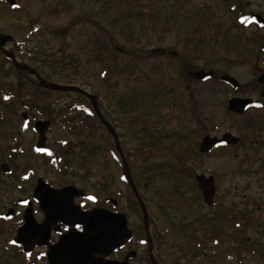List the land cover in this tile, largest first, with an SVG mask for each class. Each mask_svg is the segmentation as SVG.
Returning a JSON list of instances; mask_svg holds the SVG:
<instances>
[{"label":"rangeland","instance_id":"obj_1","mask_svg":"<svg viewBox=\"0 0 264 264\" xmlns=\"http://www.w3.org/2000/svg\"><path fill=\"white\" fill-rule=\"evenodd\" d=\"M230 1L16 0V7L0 1V35L11 36L4 48L44 79L95 95L119 147L102 122L90 134L66 131L62 110L85 107L84 99L39 86L0 51V163L11 169L0 173V215L17 196H29L38 177H59L43 153L66 141L75 170L68 179L98 198L125 188L126 163L162 264H264V231L252 228L255 206L246 202L264 191V157L255 160L253 134H235L239 144L197 154L206 134L252 130L227 113L230 92L187 73L219 72L224 51L243 49L233 42L246 32L231 27ZM105 72L114 74L105 79ZM36 120L50 121L44 149L35 148ZM140 127L144 134H135ZM201 173L214 177L213 206L202 201L194 178ZM128 211L132 223L141 220L138 206ZM15 218L0 216V264H28L11 242Z\"/></svg>","mask_w":264,"mask_h":264},{"label":"flooded vegetation","instance_id":"obj_2","mask_svg":"<svg viewBox=\"0 0 264 264\" xmlns=\"http://www.w3.org/2000/svg\"><path fill=\"white\" fill-rule=\"evenodd\" d=\"M0 1L5 2V0ZM228 10H230V13L233 14L230 21V24L232 25L231 27H234V29L237 28L240 33H242L241 31L246 32L245 35L238 34V36L233 38V42L236 44H242L241 47L243 49H236L235 47V49L233 48L234 50L224 51L221 56L222 67L221 71L219 72L209 69L207 71L187 70V73L194 79L199 81H210L214 85L223 87L225 91H228V93L230 92L226 100L227 113L231 114L238 121H244V127L251 128L252 130H242L237 132L224 131L218 136L213 135L219 138L224 134H231L236 137L237 140L234 143H225L223 145L214 147L208 152L199 151L198 146L197 154H207L214 149L228 146L230 147L239 144L241 138L235 134H253L255 160H259L260 156L264 157V0H231L228 4ZM5 44L2 45V48H4ZM197 71L204 73L210 72L211 74L206 79H200L194 76V73ZM230 78L233 80L231 81ZM234 98L251 99L253 104L244 108L242 111H234L229 109V101ZM262 163L264 166V159ZM3 164L8 166L7 171H3L1 169ZM51 166L53 167L54 165L51 164ZM63 167L64 166H57L58 172L56 175L59 177L55 178V181L51 180L48 176H42L38 178H42L43 180L47 181L54 189L73 185L77 189L83 190L84 195L73 196L72 203L68 200V198H66V203L64 206L65 209L58 210V212L57 209H61L59 205L49 204L45 206V210L49 216H53L51 220H54L53 218H55V216L57 217L55 221H51L50 223L51 225L49 228L47 244L38 245V239L34 238L31 240V248L28 251H25L22 244L14 242L17 230L23 224L24 212L28 207L31 209L37 224L41 223L45 219V211L41 208L40 203L34 196V190L38 178L36 179L29 196L22 198L17 196L16 200L12 202V206L8 207L7 210L2 215H0L1 217H4V219L16 217L13 225L15 232L14 236L11 238V242L16 253H22L28 260V264H51L48 253L50 254V257L53 258L51 259L53 262L52 264H77V259H71L70 261H67L69 259H64L59 256L57 252L52 251L53 245L62 235L83 231V227L81 225H72L69 222H65L60 216H62V214L67 215L76 211L75 207H78L82 212H86L95 208H103L112 213L123 214L126 220V226L131 231V235L119 247L112 249L108 253L103 252L101 254H93L92 259H87L85 262H79L80 264L163 263L160 258L161 255L158 254L157 250H155V254H153L152 250H154V247L152 248V241L154 235L151 230L149 231V217L147 213V207L141 195L139 194L129 172L127 176L124 169V174L120 177L126 185L122 191L120 189H112L107 195H104L103 197L99 196L98 198V194H89L86 188L79 187L76 181H72L70 178L68 179L69 175L75 170L65 171V169L62 170ZM67 169L70 170V164L67 165ZM10 172L11 169L6 162L0 163L1 174H9ZM130 181L133 184L136 193L132 189ZM90 197H94V199H90ZM138 197L141 199L146 208V217H144L143 209ZM21 200L26 201L24 203H20ZM214 202L215 201L213 199V203L208 206L215 205ZM246 202L249 203L248 205L251 204L252 206H255V208L251 210L252 213L250 212V215L253 218L251 222L252 228L258 231L263 229L264 231V191L256 195L254 198H249V200ZM132 205L138 206L141 210V220H138V222L135 224L132 223L131 214L128 211ZM240 226L236 227L239 229ZM178 230L179 225L175 223L173 227V234ZM205 242H207L206 239ZM67 254L68 253H66V255ZM87 255L90 256V253H87ZM35 259H38V261Z\"/></svg>","mask_w":264,"mask_h":264},{"label":"water","instance_id":"obj_3","mask_svg":"<svg viewBox=\"0 0 264 264\" xmlns=\"http://www.w3.org/2000/svg\"><path fill=\"white\" fill-rule=\"evenodd\" d=\"M11 7H16V0H5ZM11 41V36L0 35V51L18 68L28 71L34 78L35 83L39 86L54 90V91H75L82 94L92 105V108L104 124L107 131L111 133L113 141L118 147L117 132L114 127L104 118L99 111L95 95L91 94L87 90L73 84H60L48 81L32 68L23 64V62L15 57L11 52L2 48L6 42ZM211 73L210 72H195L194 76L200 79H206ZM232 81L233 79L230 78ZM251 99H232L229 101V109L234 111H242L244 108L252 105ZM49 120H37L34 123V130L38 134L36 148H43L46 142L45 132L49 127ZM237 140L231 134H224L222 137L205 135L199 145V151L208 152L214 147L223 145L225 143H234ZM119 148V147H118ZM123 159V157H122ZM124 162V161H123ZM125 173L128 176V169L124 162ZM1 169L3 171L8 170V166L3 164ZM197 187L200 190L202 201L206 205L213 203L215 195L214 177L212 175L205 176L204 174H197L195 176ZM132 189L136 193L133 184L130 181ZM84 195L83 190L77 189L73 185L64 186L59 189L52 188L49 183L42 178H38L36 187L34 190V196L40 203L41 208L45 211V219L38 223L35 221L31 209L28 207L23 215V224L18 228L14 242L22 244L24 250L28 251L31 248V240L36 238L38 245L47 244L49 237V228L51 221H55L57 217L49 216L45 210V206L49 204L59 205L61 209H65L66 198L72 203L73 196ZM141 207L143 209L144 217H146V208L138 197ZM26 200H21L20 203H24ZM76 211L70 214L60 216L65 222H69L72 225L78 224L83 227L82 232L68 233L62 235L59 240L53 245L52 251H55L64 259H77L79 262H85L87 259H92L93 254L108 253L112 249L122 245L127 238L130 237L131 231L126 226V220L123 214L112 213L103 208H95L86 212H82L78 207H75ZM61 212V211H60ZM8 215V214H7ZM51 251V252H52ZM66 253H68L66 255ZM90 253V256L87 255ZM50 263L52 264V257L48 253ZM110 264V263H109Z\"/></svg>","mask_w":264,"mask_h":264},{"label":"trees","instance_id":"obj_4","mask_svg":"<svg viewBox=\"0 0 264 264\" xmlns=\"http://www.w3.org/2000/svg\"><path fill=\"white\" fill-rule=\"evenodd\" d=\"M64 31L67 30V28L63 29ZM106 73V72H105ZM102 74L105 79H108L109 75H113L114 73H106ZM82 99H84V102H86L85 107H78L77 109L73 108L72 106H69L62 110V113L60 114V117L62 118L63 124L66 127V131L70 132L71 134H90L91 130L93 129V126L97 128V126L101 127L102 123L95 115L93 109L90 107L89 103L85 100V97L81 94H79ZM44 112L46 113L47 117L55 119V116L52 115V110L48 107L44 109ZM21 118H23V115H21ZM26 121V120H25ZM26 123H29V120L26 121ZM95 128V129H96ZM151 128L146 129V132L148 133ZM141 127L136 129L134 131L135 134H144ZM60 145H57L56 147H47L48 150L43 153L44 157L49 156L51 164L57 165V166H64L62 170L65 169V171H70L67 169V165L70 164L68 159L67 153V142L62 141V143H59ZM75 149L77 150V154L79 156L83 155V151L79 149V147L75 146ZM48 159V157H47ZM46 160V159H45ZM47 161V160H46Z\"/></svg>","mask_w":264,"mask_h":264},{"label":"snow or ice","instance_id":"obj_5","mask_svg":"<svg viewBox=\"0 0 264 264\" xmlns=\"http://www.w3.org/2000/svg\"><path fill=\"white\" fill-rule=\"evenodd\" d=\"M90 199H94V197H90Z\"/></svg>","mask_w":264,"mask_h":264}]
</instances>
